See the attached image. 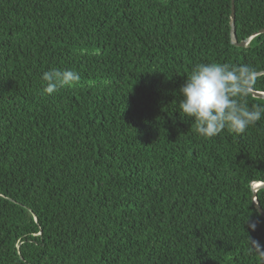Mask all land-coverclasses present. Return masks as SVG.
I'll return each mask as SVG.
<instances>
[{
    "label": "trees",
    "instance_id": "trees-1",
    "mask_svg": "<svg viewBox=\"0 0 264 264\" xmlns=\"http://www.w3.org/2000/svg\"><path fill=\"white\" fill-rule=\"evenodd\" d=\"M233 4L244 46L232 0H0V264H264V117L204 139L178 111L201 62L264 91V0Z\"/></svg>",
    "mask_w": 264,
    "mask_h": 264
},
{
    "label": "clouds",
    "instance_id": "clouds-1",
    "mask_svg": "<svg viewBox=\"0 0 264 264\" xmlns=\"http://www.w3.org/2000/svg\"><path fill=\"white\" fill-rule=\"evenodd\" d=\"M253 71L248 65L215 61L195 64L179 86L178 111L183 114L180 118L193 121L194 131L204 139L225 129L237 136L245 133L264 117V105L249 106L247 99ZM41 79L45 82L43 92L52 95L61 87L74 86L81 77L71 69H52L44 72Z\"/></svg>",
    "mask_w": 264,
    "mask_h": 264
},
{
    "label": "water",
    "instance_id": "water-1",
    "mask_svg": "<svg viewBox=\"0 0 264 264\" xmlns=\"http://www.w3.org/2000/svg\"><path fill=\"white\" fill-rule=\"evenodd\" d=\"M259 32H264V28H262ZM230 40H231V43L232 44L239 45V46L246 45L247 42H248V40H249V39H243L241 41H238L237 40L236 27H235V11H234L233 0H232V11H231V17H230ZM260 73H262V72H260ZM260 73H254L253 76L258 75ZM251 92H252V94L254 96L264 98V92H259V91L253 90L252 88H251ZM260 183L261 184H259L256 188H253V190H254V197H256V191L258 189L264 187V182H260ZM256 207L260 211L261 215L264 217V210L258 204L256 205Z\"/></svg>",
    "mask_w": 264,
    "mask_h": 264
},
{
    "label": "rangeland",
    "instance_id": "rangeland-1",
    "mask_svg": "<svg viewBox=\"0 0 264 264\" xmlns=\"http://www.w3.org/2000/svg\"><path fill=\"white\" fill-rule=\"evenodd\" d=\"M255 34H256V33H255ZM253 90H254V89H253ZM256 91H259V92H264V91H262V90H256ZM251 93H252V92H251ZM256 97H257V96H256ZM255 184H256V185H255ZM255 184H254L255 186L253 185V188H256V187H257L259 184H261V183H258V184H257V183H255ZM256 192H257V191H256Z\"/></svg>",
    "mask_w": 264,
    "mask_h": 264
},
{
    "label": "bare ground",
    "instance_id": "bare-ground-1",
    "mask_svg": "<svg viewBox=\"0 0 264 264\" xmlns=\"http://www.w3.org/2000/svg\"><path fill=\"white\" fill-rule=\"evenodd\" d=\"M255 186V185H254Z\"/></svg>",
    "mask_w": 264,
    "mask_h": 264
}]
</instances>
